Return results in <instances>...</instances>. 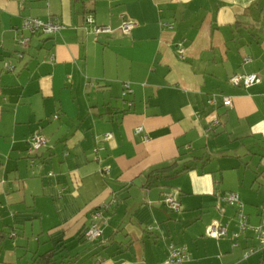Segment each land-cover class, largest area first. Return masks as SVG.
I'll return each instance as SVG.
<instances>
[{"label":"crops","instance_id":"crops-1","mask_svg":"<svg viewBox=\"0 0 264 264\" xmlns=\"http://www.w3.org/2000/svg\"><path fill=\"white\" fill-rule=\"evenodd\" d=\"M85 16L112 32L93 34ZM25 18L65 27L32 34ZM235 72L262 79L233 86ZM35 133L47 143L31 165ZM225 192L260 222L264 0H0V264L52 248V264H160L170 244L187 248L183 264H264V249L243 258L251 231L232 245L237 206L218 203ZM213 220L227 236L206 235ZM91 223L94 241L80 236Z\"/></svg>","mask_w":264,"mask_h":264},{"label":"built area","instance_id":"built-area-1","mask_svg":"<svg viewBox=\"0 0 264 264\" xmlns=\"http://www.w3.org/2000/svg\"><path fill=\"white\" fill-rule=\"evenodd\" d=\"M85 23L90 26V32L95 35L101 34H109L112 32V29L109 26H99L94 24L92 18L90 16H85ZM134 22L129 19H123L120 25V30L125 32L126 34L130 33L132 28L134 27ZM65 26L61 23L57 18H49L46 21L39 20L37 18H25L22 22V29L27 30L32 34L35 33H56L63 29ZM29 37H18L17 42L24 48L29 45ZM181 53V50H179ZM23 53L18 52L17 57L21 58ZM243 63H247L249 58L247 56L243 57ZM6 70H12L13 66L9 63L4 64ZM261 81V75L256 72L251 73H234L229 78V82L233 85H243L244 87H248L254 84H257ZM127 92H131V89L128 84L124 85L123 95ZM223 104L226 106H231L232 100L230 97H224ZM57 115H54L56 118ZM218 119L215 118L213 120V124H218ZM139 130V129H137ZM112 134L110 132L104 135L105 139H110ZM47 143L46 137L41 133L33 134L28 140V153L30 155L36 154L38 150L45 146ZM98 149V147H97ZM31 165L34 163L33 160L30 161ZM104 172L108 171V168L103 169ZM51 174V172H49ZM218 198L221 201H225L229 205H237V211L235 213V226L237 230L231 233V237L233 239V246H237V241L241 235H243L246 231L252 232V238L255 241V244L245 248L243 252V258H247L250 255L264 249V213L261 214L260 222L257 225H251L248 222L247 216L242 211V204L239 202V197L237 193L230 192L226 193L223 196L218 195ZM165 203L170 210L179 211L181 210L180 203L174 199L172 196H167L165 199ZM95 217L99 216V212H95ZM206 235L213 239H219L221 237L227 236L228 234V223H220L218 221L211 222L206 227ZM101 234L100 228L97 223H91L89 227L85 230L84 236L86 240L93 241L96 240ZM189 259V253L185 246H176L174 244H170L168 247L167 257L160 264H183L185 261Z\"/></svg>","mask_w":264,"mask_h":264},{"label":"trees","instance_id":"trees-1","mask_svg":"<svg viewBox=\"0 0 264 264\" xmlns=\"http://www.w3.org/2000/svg\"><path fill=\"white\" fill-rule=\"evenodd\" d=\"M38 33H40V32H38ZM42 34H46V33H42ZM243 59V58H242ZM242 62H243V60H242ZM244 64V63H243ZM235 73H237V72H235ZM251 73V72H250ZM257 73V72H256ZM234 73H232L231 75H233ZM231 75L228 77V82H229V78L231 77ZM261 79H262V77H261ZM230 83V82H229ZM230 84H232V83H230ZM258 84V83H257ZM233 85V84H232ZM233 86H235V85H233ZM236 86H243V85H236ZM224 97H227V96H224ZM224 97H223V100H224ZM224 105V104H223ZM224 106H226V105H224ZM217 118V117H216ZM218 119V118H217ZM218 121H219V119H218ZM219 123H220V121L218 122V124L217 125H219ZM28 157V159H30L29 161H31V160H33L34 162H35V158H37L38 157V155H37V153L36 154H32V155H28L27 156ZM192 167L191 166H189V165H187V164H184V165H182L181 167H179V168H177V169H175V170H171L172 172H171V174H169L170 175V177H172V176H177V175H179V174H181V173H183V172H185V171H187V170H190ZM163 171H165V168H156L155 170H153L152 172H156V174L159 172V173H161V172H163ZM226 193H230V192H225V193H218L217 194V200H218V203H226L225 201H221L219 198H218V195H220V196H223V195H225ZM234 193H236V192H234ZM238 194V193H237ZM167 196H172L171 194H166V195H164V197H163V199H162V201L165 203V199H166V197ZM173 198H174V196H172ZM238 197H239V195H238ZM175 199V198H174ZM179 202V201H178ZM166 204V203H165ZM226 204H228V203H226ZM229 205V204H228ZM167 206V205H166ZM237 206V205H236ZM173 211V210H172ZM180 211V210H179ZM179 211H175V212H179ZM95 212H99V216H97V217H95V218H101L102 219V211H101V209L100 208H98L97 210H95ZM236 213V212H235ZM262 213H264V212H262ZM104 221H105V223H106V219H104ZM103 221V222H104ZM89 226H87V227H85V229L84 230H82L81 232H80V236L82 235L84 238H85V236H84V233H85V230L88 228ZM86 239V238H85ZM98 239V238H97ZM94 241V240H93ZM175 245V244H174ZM55 253H56V249L55 248H52V249H50V250H48V251H46V252H44V253H42V254H39V255H35L34 257L32 256V259H31V261H30V263L29 264H52L53 263V261H54V259H53V257H54V255H55Z\"/></svg>","mask_w":264,"mask_h":264},{"label":"rangeland","instance_id":"rangeland-1","mask_svg":"<svg viewBox=\"0 0 264 264\" xmlns=\"http://www.w3.org/2000/svg\"><path fill=\"white\" fill-rule=\"evenodd\" d=\"M231 216V215H230ZM230 216L228 217V219L230 220ZM214 221V220H213ZM217 221V220H216ZM231 221V220H230ZM224 223H226V221H224ZM98 225V224H97ZM234 225H235V220H234V222H231V226H233L234 227ZM237 230V229H236ZM231 235V234H230ZM56 258H58V256L56 257ZM60 259V258H59Z\"/></svg>","mask_w":264,"mask_h":264}]
</instances>
